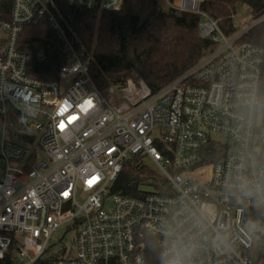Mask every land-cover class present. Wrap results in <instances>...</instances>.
<instances>
[{
	"label": "built area",
	"instance_id": "obj_1",
	"mask_svg": "<svg viewBox=\"0 0 264 264\" xmlns=\"http://www.w3.org/2000/svg\"><path fill=\"white\" fill-rule=\"evenodd\" d=\"M204 1L160 4L213 47L156 91L129 79L118 105L60 6L125 0H0V264H148L154 245L162 264H264V47L244 40L264 13L226 34ZM44 21L69 50L56 80L21 46ZM134 160L157 175L143 196L114 190Z\"/></svg>",
	"mask_w": 264,
	"mask_h": 264
},
{
	"label": "trees",
	"instance_id": "obj_2",
	"mask_svg": "<svg viewBox=\"0 0 264 264\" xmlns=\"http://www.w3.org/2000/svg\"><path fill=\"white\" fill-rule=\"evenodd\" d=\"M240 5H247L254 18L264 13V0H205L204 10L219 21L226 34L237 30L233 15ZM65 34L77 49H93L90 72L104 93L121 87L136 72L148 88L156 91L194 65L213 41L199 34V16L164 9L160 0H125L121 9L97 11L72 8L62 3ZM75 34L82 44L76 41ZM244 40L264 47V21L257 24ZM23 49L31 53L33 75L50 80L58 78L69 50L64 35L47 21L31 24L21 38ZM210 157H216L210 155ZM157 178L149 167L136 160L126 164L114 190L125 195L143 196L148 178ZM148 264H162L157 246L149 248Z\"/></svg>",
	"mask_w": 264,
	"mask_h": 264
},
{
	"label": "rangeland",
	"instance_id": "obj_3",
	"mask_svg": "<svg viewBox=\"0 0 264 264\" xmlns=\"http://www.w3.org/2000/svg\"><path fill=\"white\" fill-rule=\"evenodd\" d=\"M253 19H255V18H253V15L251 13V9L247 5H240L238 7L237 13L233 16V20H234L235 25L237 26L238 29H240V27L242 25L251 22ZM77 38L79 39L80 43L82 44L81 39L78 36H77ZM83 47L86 50V47L85 46H83ZM86 52L90 55V60H91V55L93 53V49L91 51H87L86 50ZM129 79H131V81L133 80V82H135L136 85H141L140 84V81L143 80L136 72H132L130 74V76L127 78L126 82L121 87H118V86L117 87H112L108 91V94L106 96L108 97V99L112 103L121 105V103H122L121 102V99L124 96H126V97H133V99L136 98V95L135 94H132L130 92L131 90L123 91V88H126V87L129 86V83H127ZM130 84H132V83H130ZM217 138L223 139V137H221L220 135H217Z\"/></svg>",
	"mask_w": 264,
	"mask_h": 264
},
{
	"label": "clouds",
	"instance_id": "obj_4",
	"mask_svg": "<svg viewBox=\"0 0 264 264\" xmlns=\"http://www.w3.org/2000/svg\"><path fill=\"white\" fill-rule=\"evenodd\" d=\"M172 250H173V251L176 250V245H175V244L173 245V249H172ZM164 255L166 256V255H167V252H165ZM174 264H179V261L174 262Z\"/></svg>",
	"mask_w": 264,
	"mask_h": 264
}]
</instances>
